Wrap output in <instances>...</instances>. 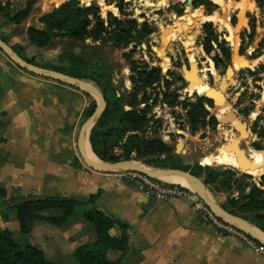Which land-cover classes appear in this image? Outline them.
I'll list each match as a JSON object with an SVG mask.
<instances>
[{
  "label": "rangeland",
  "instance_id": "obj_1",
  "mask_svg": "<svg viewBox=\"0 0 264 264\" xmlns=\"http://www.w3.org/2000/svg\"><path fill=\"white\" fill-rule=\"evenodd\" d=\"M31 1L27 0V3L29 4ZM34 1L35 4L42 7L39 15L46 14L45 16H47L69 0ZM78 1L83 8L92 6L88 3L89 0ZM93 1V5L97 4L95 8L99 9L100 16L106 26L109 25L108 21L114 19H118V21L135 20L140 24H149L153 33L147 38L131 44L127 49L117 48L111 43H94L92 39H87L76 46L82 51L78 56L86 58L91 64L98 61L101 66L109 67L114 77L115 91L120 96H126L133 90L132 78L135 76L131 74L130 60L136 61L139 66L148 64L151 68H160L161 70L170 68L167 73L162 74L171 86L162 84L159 89L149 91L150 101L147 111L150 124L140 133L141 137L147 141L160 140L172 150L169 156L158 155V159L166 160L171 156L179 157L182 165L188 167L187 172L192 174L197 168H202L204 171L197 178L204 185L205 181H208L205 185L206 194L222 206H229L233 211L240 213L244 217L237 216L239 219L248 226L259 230L252 221L257 215L253 213L246 215L241 213L239 208L253 199L255 188L264 190L262 187L264 173L260 175L244 173L235 169L233 165H221L220 158L224 147L229 152H233L232 158L236 156L238 160L247 161L250 165L252 164L249 159L250 154L255 151L260 154L264 153V4L260 2L261 0H224L223 5H218L210 0L213 3L212 7L217 8L215 12L218 14L217 16L228 21H220L217 26L212 21L215 16L211 14L214 13H209L205 6L197 8L203 11L196 12L192 19L188 20L194 11L189 9L187 0H150L151 5H147L146 0H124L123 5L122 0ZM243 4L248 7L243 8ZM25 8L22 4L18 10ZM110 14L112 17L109 16ZM175 15L185 19L176 20ZM42 18L39 23L44 30V26L40 22ZM206 25H211L212 29ZM224 25L229 32L224 29ZM167 31L169 34L166 33ZM135 35L140 37L139 33ZM166 35L170 38L167 42L164 41ZM207 36L210 37L209 43L214 41L213 47L214 44L216 45L209 56L204 49L208 40ZM225 37H229L228 40ZM0 39L2 40V38ZM221 43L226 49H230L231 61L215 67V57L221 54ZM188 44H192L195 55L191 56L188 53ZM143 46H146L147 49H143ZM30 47L29 44L26 49H23L22 56L24 58L17 55L14 50L13 52L21 59L30 60L34 65L43 66V68L52 71L65 66L60 60L62 54L67 51L74 52L73 48L70 49V42L66 38L55 39L53 44L45 49L36 48L37 50H34ZM161 49L164 50L163 54L160 52ZM0 53L3 60L13 64L2 50ZM167 58L172 60L171 63ZM228 69H233L234 74L228 75ZM10 77V72L4 67H0V104L1 95H5L4 106L8 107L13 114L11 124L7 120L8 118L3 116L0 108V230L13 232L21 245L41 248L45 257L50 261L57 264H77L74 258L75 251L82 245L97 241L92 227L82 222L84 214L89 211L88 208L80 207L77 210V215L62 227L53 226L47 221H37L33 224L31 234L23 236L17 214L10 207L21 198L66 197L64 195L71 196L74 189L81 188L82 182L72 178V174L75 172L71 168L70 162L72 163V160L77 158L78 162L86 167L79 151V136L84 124L95 113L98 99L85 90L65 85L82 91L88 102L83 100L80 102V109H83V113L78 122L80 110L65 111L54 107L53 109L45 108L42 111H45V114H39V112L28 109V98L19 87H16L15 93L9 92L10 88L15 86ZM37 78L43 80V78ZM90 82L103 94L96 82ZM207 89L219 91L223 98L221 105L214 99L211 100L212 106L206 105V109L211 117L216 119L218 125L216 128L207 127L193 133L188 119V111L184 105L170 106V102L173 101L171 95L177 92L179 103L187 101L195 103L200 96L207 93ZM90 97L97 101L93 112V103L91 106ZM138 100H142V95ZM140 108L145 109V105L139 106ZM35 116L38 118L36 121L42 120V125L48 126L52 137L56 136L60 141L64 139L57 147L61 151L55 152L49 142H44L43 136L39 134L40 129L34 121ZM239 125L243 131L239 129ZM60 126L65 129L57 132L54 136L53 133L58 131ZM259 145L261 150H257ZM137 163L143 164L142 162ZM244 168L248 170L251 167ZM221 169L222 173L219 172ZM106 175L112 179H105L109 183L126 184V182L116 179L113 176L115 173ZM161 181L166 185L182 186L163 179ZM225 181L230 183L231 189H224ZM86 187H82L84 191ZM87 188L96 192L98 185L90 184ZM111 194L112 201L115 203V199L119 196L115 191H112ZM124 195L126 196L125 193ZM81 199L88 200L85 197ZM123 201V199H119L120 203L116 201V204L121 206ZM184 201L193 205L190 200L184 199H170L161 202L179 204L185 203ZM204 206L207 208L205 204ZM192 209L190 208V210ZM193 211L195 218H199L200 214L204 215L202 211L194 209ZM191 213L193 214L192 211ZM260 215L264 216V211ZM42 216L50 218L58 215L47 211ZM205 218L212 223L207 216ZM213 226L218 233L217 236L225 238L224 247L221 245V264L226 263L225 259L229 260L228 263L231 264L230 255L239 254V252L240 255H245L246 251L264 259L239 236ZM169 229L170 227L165 228L167 232H163L161 242L155 248H151V241L146 244L147 246H143L142 253H139L137 249L139 244L132 246L124 264H169L170 261L175 264H205L202 262L203 257L201 256L202 240L193 238L194 235H191L193 233L171 232L168 234ZM188 235H191L192 238ZM193 239L200 241V245ZM159 251L161 256L155 257ZM165 252L168 253V257H164ZM117 256V253H110V258L113 260Z\"/></svg>",
  "mask_w": 264,
  "mask_h": 264
},
{
  "label": "trees",
  "instance_id": "obj_2",
  "mask_svg": "<svg viewBox=\"0 0 264 264\" xmlns=\"http://www.w3.org/2000/svg\"><path fill=\"white\" fill-rule=\"evenodd\" d=\"M196 10L192 12L188 20L192 19L193 14L202 9L212 7L210 0H194ZM35 1L29 2L27 7L13 17L6 16L10 22L22 23L28 18L33 10ZM122 5L124 0L121 1ZM264 4V0L260 1ZM92 5L89 8L81 7L78 0H69L55 9L52 13L41 19L44 30L31 28L28 31L29 42L38 49H45L53 44L57 38H66L70 42V49L79 43H83L87 39H92L94 43L103 42L104 44H112L117 48L127 49L131 44L147 38L153 33L149 24H140L132 21H118L114 19L106 26L100 16L99 9ZM191 10V8L189 7ZM188 9V10H189ZM186 11V14L188 13ZM0 14H4V9L0 6ZM185 14V15H186ZM109 16L112 17L110 14ZM176 20L182 21L184 17L174 16ZM93 22L95 25L93 26ZM212 23V22H206ZM220 23V22H218ZM211 28V25H206ZM227 29V28H226ZM111 30V31H109ZM55 31H58L56 33ZM228 31V29H227ZM65 32L66 34H64ZM229 32V31H228ZM139 33L140 37L135 34ZM208 37V36H207ZM204 49L208 55L214 51L213 43H209L210 37L207 38ZM216 42V40H215ZM221 44V50L224 53L226 62L231 59L229 49ZM20 57L22 55L21 48H13ZM60 60L64 67L53 69V71L61 72L68 76H72L85 81L96 82L102 90L107 101V110L93 128L90 137V143L94 154L102 161L110 163H118L121 161H137L143 164L161 169H175L187 172L189 169L182 165L181 159L176 156L168 157V159H158V155L169 156L172 150L160 140H144L140 133L150 124L148 118V104L150 101L149 91L159 89L162 84L170 87L169 82L163 77L160 68H151L148 64H139L131 61V74L133 90L131 93L119 95L115 91L114 77L112 70L106 65H102L98 61L91 64L86 58L76 55L72 51H67L60 56ZM33 64L30 60H26ZM96 62L99 65H96ZM216 67L223 65L225 61L220 55L215 57ZM38 66V65H37ZM101 66V67H100ZM43 68V66H39ZM47 69V68H45ZM34 76V75H33ZM142 95V100L138 98ZM172 97L170 106L178 107L184 105L188 111V119L193 133H197L207 127L216 128L218 123L214 117H211L206 105L212 106L211 100L201 97L195 103L178 102V94L175 92ZM92 112L96 108L97 101L90 97ZM145 105V109H139V106ZM129 106L131 110L127 111ZM3 116L7 117L6 113ZM257 150H261L260 145ZM257 152V151H255ZM75 168L80 169L81 164L76 159ZM202 168H197L193 173L194 176L200 177L203 173ZM223 175V174H221ZM231 181V180H230ZM208 182V181H207ZM224 189H231L230 183L225 181ZM262 187H264V176L262 177ZM253 199L246 205L239 208L241 213L256 214L253 219L255 226L264 233V216L260 215L264 211V190L255 188ZM5 195V193H2ZM103 195L102 191H98L88 200L76 198L70 199L61 196H40L31 198H21L15 201L10 207L15 210L17 220L21 225V234L29 236L33 231V224L37 221L62 227L67 221L77 215L80 207L88 208L89 211L84 214L82 222L88 224L94 230L97 241L80 246L74 253L77 264H124L126 257L131 251L132 246H137L141 242L142 235L139 231H133L131 236L130 226L118 217L108 214L99 209L98 201ZM223 208L230 214L241 216L240 213L233 211L229 206L224 205ZM51 211L56 213L57 217L44 218L43 213ZM117 253L115 260L110 258V253ZM0 264H57L48 260L42 249L36 246L21 245L18 243L16 236L9 230H0Z\"/></svg>",
  "mask_w": 264,
  "mask_h": 264
},
{
  "label": "crops",
  "instance_id": "obj_3",
  "mask_svg": "<svg viewBox=\"0 0 264 264\" xmlns=\"http://www.w3.org/2000/svg\"><path fill=\"white\" fill-rule=\"evenodd\" d=\"M22 4H24V8L27 7V0H0V6L4 9V14H0V38H2V40L4 39L5 43H7L12 49L14 47L21 48L23 51V49H26L30 44L28 31L31 28H36L42 31L43 27H41L42 25H40L39 20L46 14L39 15V11L42 10V7L35 4L28 18L22 23L18 24L15 22H10L6 16L9 15L10 17H13L19 12L23 11V8L18 10ZM16 9L17 11L15 12ZM30 46V48L34 50L36 49V47L32 46L31 44ZM0 67H4V69H7L10 72V79L13 80L12 83L15 85L14 87L10 88L9 92L15 93L16 87H19L22 93L26 94V97L28 98V109L39 112V114H45V111L42 112L45 108L53 109L54 107H57L58 110L63 109L65 111H69L71 109H75V111L80 110V114L77 118L78 122L83 113V109H80V102L83 100L88 103L82 91L69 88L54 81H49L46 79L42 80L36 76L29 75L28 73L18 69L10 62L3 60L1 53ZM3 98H5V95H1L0 108L3 113L7 114V120L12 124L13 114L8 107L4 106ZM36 120H38L37 116L34 117V121L37 123L38 129H40L39 134L43 136L44 142H49L54 147L55 152L61 151L57 147L61 145L60 142H62L64 139L60 141L59 138L57 139L55 134L64 130L65 128L60 126L58 131L53 133L55 137H52L48 126L44 127L42 125V120ZM76 159L77 158L72 160V163L70 162V166L75 172L72 174V178L82 182L80 184L81 188L78 187L77 189H74L71 196H64L67 198H89L90 196L95 195L98 191H102L103 195L97 204L99 209L118 217L127 225H129L131 228V236L133 231H139L141 233L142 239L137 247L139 253H142L143 246L149 244L150 241L151 248L157 247L161 242L163 232H167L165 228L170 227L168 234H171V232L179 234L193 233L191 234L194 235L193 238L202 240V262L205 264H221V245L224 247L225 238L217 236L218 233L216 229L214 228L213 224L205 218L207 216L205 213L204 215L200 214L199 218H195L193 211L194 208L192 209L193 205H191L188 201H184L185 203L179 204H172L169 202L165 203L156 200L153 197L147 196L145 193L140 192L135 187L132 189V186H130L131 184L127 185V183L124 184L121 182L117 184L109 183L105 181V179H110L106 174L96 173L85 167L83 164H81L80 169L75 168L74 162ZM88 184H97L98 190L96 192L88 190ZM84 186H87L85 191L84 188H82ZM112 191H115L119 196L117 199H115V203L112 201ZM119 199L124 200L121 206L116 204V201L118 202ZM190 208L192 210H190ZM191 235L188 236L191 237ZM193 241L197 244L200 242L195 241L194 239ZM158 256H161L160 251L155 254V257ZM168 256V253L165 252L164 257ZM229 258L231 264H264V259L253 255L249 251H246L245 255H240V252L239 254L230 255ZM228 261L229 260L225 259V264H229ZM169 264L175 263L170 261Z\"/></svg>",
  "mask_w": 264,
  "mask_h": 264
},
{
  "label": "water",
  "instance_id": "obj_4",
  "mask_svg": "<svg viewBox=\"0 0 264 264\" xmlns=\"http://www.w3.org/2000/svg\"><path fill=\"white\" fill-rule=\"evenodd\" d=\"M194 2H195L194 0H187L188 6L196 10L194 6ZM94 5L96 6L97 4H94ZM206 10L209 13H215L217 11V8L209 7V8H206ZM55 32L58 33V31H55ZM228 38L229 37H225L226 40H228ZM214 46L216 47V45ZM143 49H147V47L143 46ZM0 50H2L7 55V57H9L12 63L15 66H17L19 69H22L32 75H35L37 77H40V78H43L49 81H54L60 84H64V85L75 87L81 90H85L86 92L93 95L94 97H97L98 104H97L95 113L84 124V126L81 129L80 136H79V151L88 169L96 173H100V174L134 172V173L143 174L153 179H163V178H170V177L181 178L191 184V187H192L191 190L195 192L197 195H199V197H201L202 201L205 203V205L208 207L209 211L213 215H215L225 224L240 231L241 233H244L245 235L249 236L257 243L264 246V233L257 230L256 228L248 226L243 220L239 219V217L230 214L228 211H226L223 208L221 204L212 200L205 192V185L207 184V181H205V185H204L192 173L184 172L181 170H175V169L154 168V167H150L144 164H139L134 161H121L118 163H110V162H105V161L100 160L95 154L94 155L96 156L97 161H91L87 157V142L89 143L91 147V143H90L91 132L93 128L97 125L99 120L102 118L104 113L106 112L107 106H108L107 101L104 95L101 93V91L96 86H94L93 83L89 81H85V80H81V79H78L72 76H68L61 72L41 68L37 65L29 63L28 61L24 59L17 57L14 54L13 49L9 47V45L1 39H0ZM74 53L76 55H81L82 51L79 47H76L74 49ZM167 59H169L171 63L172 60L170 58H167ZM96 65H99V63L96 62ZM162 70H163V73H167L170 70V68L169 69L163 68ZM233 74H234V70L229 69L228 75H233ZM205 98L209 100L213 99L210 96H205ZM126 110L129 111L131 110V108L126 107ZM244 163L246 164L245 165L246 167H249V168L253 167V165L252 164L250 165L248 162L247 163L244 162ZM219 172L222 173L223 170L221 169L219 170Z\"/></svg>",
  "mask_w": 264,
  "mask_h": 264
},
{
  "label": "built area",
  "instance_id": "obj_5",
  "mask_svg": "<svg viewBox=\"0 0 264 264\" xmlns=\"http://www.w3.org/2000/svg\"><path fill=\"white\" fill-rule=\"evenodd\" d=\"M116 179L129 183L139 191L145 193L149 197L156 198L161 201H168L170 199H184L190 200L194 205L195 211H202L211 220L212 224L221 230H226L231 234L239 236L246 244H248L256 253L264 257V246L254 241L244 233L232 228L231 226L222 222L219 218L213 215L208 207L205 208L201 197L189 188L178 185H166L161 179H153L143 174L127 172L115 173L113 175ZM244 234V235H243Z\"/></svg>",
  "mask_w": 264,
  "mask_h": 264
},
{
  "label": "bare ground",
  "instance_id": "obj_6",
  "mask_svg": "<svg viewBox=\"0 0 264 264\" xmlns=\"http://www.w3.org/2000/svg\"><path fill=\"white\" fill-rule=\"evenodd\" d=\"M212 1H214L216 4H218V5H223L224 4V0H212ZM55 3H56V1H55ZM88 3L89 4H91V5H93V3H94V1L93 0H89L88 1ZM146 3H147V5H151V3H150V0H146ZM245 6H247L248 7V5H245V4H243V8H245ZM149 7V6H148ZM190 7V6H189ZM191 8V7H190ZM191 10L192 11H194L192 8H191ZM224 13V12H223ZM225 13H227V12H225ZM211 15H213V16H215V18H213L212 19V21L213 22H215V23H218V22H220V21H222V22H225V21H227V20H225L224 18H221L220 16H217L218 14L217 13H214V14H211ZM210 15V16H211ZM228 22V21H227ZM215 25H217V24H215ZM229 25V24H228ZM218 26V25H217ZM224 29L225 30H227L226 29V26L224 25ZM167 34H169V32L167 31L166 32ZM168 39H170L169 38V36L168 35H166L165 36V38H164V41L165 42H167L168 41ZM164 42V43H165ZM191 42V41H190ZM166 44V43H165ZM164 44V45H165ZM189 45V44H188ZM164 49V48H163ZM163 49H161L160 50V52H161V54H163V52H164V50ZM188 53L191 55V56H193V55H195V52H194V49H193V46H192V44H190L189 45V47H188ZM191 91H194L193 89H190ZM208 91H207V93H205L203 96H200V97H205V96H210V97H212L214 100H216L220 105L223 103V98L221 97V95H220V93L219 92H216V91H214V90H209V89H207ZM221 108V107H220ZM227 113H228V110L226 111V115H227ZM224 117V116H223ZM239 127V129L241 130V131H243V129H242V127L239 125L238 126ZM226 146V145H225ZM229 148V147H228ZM232 149H234V148H232ZM221 162H220V164L221 165H227V166H230V165H233L234 167H235V169H237V170H240V171H242V172H244V173H251L252 175L253 174H258V175H260V174H262V173H264V153H258V152H253L252 154H250L249 155V159H250V161L252 162V165H253V167H251L250 169H245L244 167H246L245 165V163L244 162H242V160L240 161V160H238V158L235 156V157H233L232 158V155H233V152H229L228 151V149L227 148H225L224 147V149L222 150V152H221ZM87 157L91 160V161H97V158H96V156L94 155V153H93V151H92V149H91V147H90V145H89V143L87 142ZM241 158V157H240ZM239 158V159H240ZM248 159V160H249ZM219 160V159H218ZM206 162V161H205ZM247 162V161H246ZM249 163V162H248ZM163 180H165V181H168V182H171V183H174V184H179V185H182L183 187H185V188H189V189H191L192 187H191V184L189 183V182H187V181H185V180H183V179H181V178H177V177H170V178H163Z\"/></svg>",
  "mask_w": 264,
  "mask_h": 264
},
{
  "label": "flooded vegetation",
  "instance_id": "obj_7",
  "mask_svg": "<svg viewBox=\"0 0 264 264\" xmlns=\"http://www.w3.org/2000/svg\"><path fill=\"white\" fill-rule=\"evenodd\" d=\"M222 44V43H221ZM215 45V44H214ZM215 47V46H214ZM230 50V49H229ZM253 52H255V51H253ZM209 56V55H208ZM220 56H221V59L223 60V61H225V63H227L226 62V58H225V56H224V53L222 52V50H221V54H220ZM230 61H231V59H230ZM229 61V62H230ZM216 67V66H215ZM153 68V67H152ZM229 70V69H228ZM228 70H227V74H228ZM201 98V97H200ZM262 189V188H261ZM264 189V188H263Z\"/></svg>",
  "mask_w": 264,
  "mask_h": 264
}]
</instances>
